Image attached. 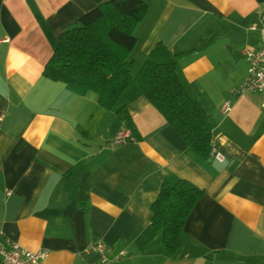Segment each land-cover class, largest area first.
Here are the masks:
<instances>
[{"label":"crops","instance_id":"obj_1","mask_svg":"<svg viewBox=\"0 0 264 264\" xmlns=\"http://www.w3.org/2000/svg\"><path fill=\"white\" fill-rule=\"evenodd\" d=\"M106 1L0 0V233L47 251L43 264H104L87 252L94 241L127 252L111 264H264V98L231 94L264 0H148L134 32L133 77L159 42L193 51L180 65L224 162L194 152L135 84L120 102L141 140L115 146L127 125L114 111L43 76L61 34ZM170 174L205 191L174 257L151 226Z\"/></svg>","mask_w":264,"mask_h":264},{"label":"trees","instance_id":"obj_2","mask_svg":"<svg viewBox=\"0 0 264 264\" xmlns=\"http://www.w3.org/2000/svg\"><path fill=\"white\" fill-rule=\"evenodd\" d=\"M148 11V0H109L99 4L61 34L43 76L94 92L98 103L114 111L140 141L128 108L120 102L122 94L137 85L189 147L202 159L212 161L210 115L180 65L181 58L193 51L173 53L159 42L137 75L132 76L131 55L138 43L134 32ZM202 43L207 45L205 39ZM204 195L203 189L174 174L164 179L151 206V226L161 232L169 256L174 257L181 249L186 221Z\"/></svg>","mask_w":264,"mask_h":264},{"label":"built area","instance_id":"obj_3","mask_svg":"<svg viewBox=\"0 0 264 264\" xmlns=\"http://www.w3.org/2000/svg\"><path fill=\"white\" fill-rule=\"evenodd\" d=\"M264 2L258 9L259 23L249 26L252 31H259V45L247 46L242 50L243 56L248 64L246 79L237 87L231 90V94L239 97L247 94H257L264 98ZM225 111L231 109L227 102L223 105ZM136 137L127 127L120 130L112 139L115 146L135 142ZM213 158L218 162H224L225 157L222 153L213 150ZM90 254H96L104 264H111L119 261L127 255L126 251H121L117 255H111V248L101 241L92 242L87 249ZM48 252L45 250L32 251L10 237L0 233V264H43Z\"/></svg>","mask_w":264,"mask_h":264}]
</instances>
